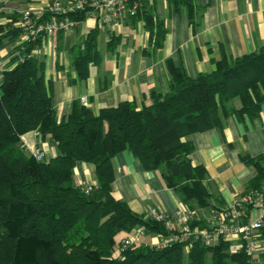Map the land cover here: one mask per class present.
<instances>
[{
	"label": "trees",
	"instance_id": "trees-1",
	"mask_svg": "<svg viewBox=\"0 0 264 264\" xmlns=\"http://www.w3.org/2000/svg\"><path fill=\"white\" fill-rule=\"evenodd\" d=\"M169 1L195 7V0ZM143 14L151 44L162 47L164 22L145 10L135 17ZM72 16L84 19L85 13ZM19 30L12 28L13 33ZM98 35V28L92 29L75 53L73 68L80 78L90 75V66L100 57ZM40 40L25 49L18 46L16 65L3 72L0 85V264H250L242 246L222 237L211 245L196 241L188 250L185 243L166 248L135 245L119 255L122 232L140 226L147 232L167 229L113 196V157L130 150L147 170H161L168 186L179 191L191 209L223 206L212 200L204 183L207 170L193 164L194 144L184 138L222 126V114H259L264 46L222 59L217 69L194 77L176 68L170 89L151 90L150 102L142 107L123 101L95 112L75 101L72 111L59 119L43 63L35 55L21 59ZM236 98L243 103L239 109L231 106ZM32 130L41 140L56 143L55 157L40 160L26 150L22 136ZM250 160L258 174L244 192L264 183V164ZM79 161L95 166L99 189L87 194L75 183L73 170ZM261 237L264 240V225ZM261 259L264 264V252Z\"/></svg>",
	"mask_w": 264,
	"mask_h": 264
},
{
	"label": "crops",
	"instance_id": "crops-1",
	"mask_svg": "<svg viewBox=\"0 0 264 264\" xmlns=\"http://www.w3.org/2000/svg\"><path fill=\"white\" fill-rule=\"evenodd\" d=\"M52 1L0 0V85L3 72L16 65L14 57L21 42V33H13L12 28L17 30L23 11L38 13ZM145 11L155 21H163L167 29L160 48L154 49L151 44L144 14L108 25L85 16L71 31L41 38L34 55L43 63L59 119L72 111L75 101L83 103L82 97L87 98L83 104L95 112L123 101L142 107L150 102L151 90L170 89L174 69L194 77L217 69L222 59L243 56L264 46V0H195L192 10L169 0H149ZM94 28L99 30L100 57L83 79L73 68L74 56ZM242 105L239 98L231 103L234 109ZM184 139L194 144L193 164L207 170L204 183L212 200L228 203L257 176V166L250 159L264 164V103L255 117L222 114V126ZM22 145L29 153L35 148L44 150L45 159L57 155L56 143L41 140L36 130L22 136ZM113 165L116 176L112 194L136 213L147 217L154 206L170 214L189 208L179 191L168 186L161 170H147L130 150L117 153ZM73 173L80 187L98 182L91 163L77 162ZM196 209L200 214L207 212V208ZM127 235L122 232L119 238Z\"/></svg>",
	"mask_w": 264,
	"mask_h": 264
},
{
	"label": "built area",
	"instance_id": "built-area-1",
	"mask_svg": "<svg viewBox=\"0 0 264 264\" xmlns=\"http://www.w3.org/2000/svg\"><path fill=\"white\" fill-rule=\"evenodd\" d=\"M149 0H53L43 11L38 13L32 9L23 11L17 27L21 30L19 47L39 38H51L62 31H71L83 19L72 14L85 13L87 17H95L101 25H108L135 17L146 9ZM45 16H48L45 18ZM20 50L17 51V54ZM34 50L25 52L21 59L30 58ZM81 101L87 103V98ZM38 159L46 158V152L40 148L32 151ZM99 183H87L81 187L85 193L99 189ZM147 218L161 222L167 232H147L140 226L127 236L121 238L117 245V253L122 255L128 248L145 245L155 248H166L174 243H185L186 250L196 241L211 245L222 237L242 246L249 257L250 264H262L261 254L264 252V240L261 229L264 225V183L261 188L250 189L236 195L223 206L212 205L205 214L197 209H183L170 214L158 206L152 207Z\"/></svg>",
	"mask_w": 264,
	"mask_h": 264
}]
</instances>
